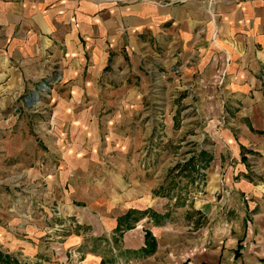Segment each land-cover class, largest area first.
<instances>
[{"label": "crops", "instance_id": "1", "mask_svg": "<svg viewBox=\"0 0 264 264\" xmlns=\"http://www.w3.org/2000/svg\"><path fill=\"white\" fill-rule=\"evenodd\" d=\"M2 79L47 85L67 152L100 134L105 151H137L129 126L172 118L161 105H198L206 121L188 150L199 173L145 176L133 155L67 206L65 229L47 212L5 215L0 244L24 264H264V0H0ZM178 183L184 194L166 188Z\"/></svg>", "mask_w": 264, "mask_h": 264}, {"label": "rangeland", "instance_id": "2", "mask_svg": "<svg viewBox=\"0 0 264 264\" xmlns=\"http://www.w3.org/2000/svg\"><path fill=\"white\" fill-rule=\"evenodd\" d=\"M146 1H155L162 5L178 2V0ZM0 83L2 226H9L8 221L4 219L5 215L19 216L31 221L32 214L35 218V215L47 212L49 227L62 223L65 229L68 223L72 224L71 221H74L67 215V206L85 207L89 192H93L96 187L103 189L107 186L101 183L105 182L106 177L111 174L116 177L125 176L124 168L119 170L113 164L117 160L129 162V156L134 155L133 162L145 176L157 165H165L168 171L166 170V175L162 176H165L166 181L183 179L186 175L181 172V166L193 156V149L188 150L202 140L196 130L204 127L206 121L201 118L198 105L178 102L161 105L163 112L167 109V112L173 115L172 118L169 116L167 119L161 118L156 125L154 121L148 119L132 121L129 129L130 131L133 129L134 133L129 135V140L134 145L138 144L136 147L139 148L135 152L124 154L122 158L120 153L105 151L100 147L105 139L103 134L98 136V145L93 148L94 150L67 152L63 145L58 144L56 135L50 131L53 104L41 98L44 95L42 93L47 91V85L40 83L36 87L26 84L20 89L10 90V86L5 85V79ZM180 92L183 93L182 90ZM156 106L148 103L144 105L146 109L150 108L152 111ZM188 106L190 108H187ZM198 168L196 166L197 173ZM166 188L180 194L185 192L183 183L167 185ZM0 252L24 264L18 256L19 252H11L4 243L0 244Z\"/></svg>", "mask_w": 264, "mask_h": 264}, {"label": "trees", "instance_id": "3", "mask_svg": "<svg viewBox=\"0 0 264 264\" xmlns=\"http://www.w3.org/2000/svg\"><path fill=\"white\" fill-rule=\"evenodd\" d=\"M196 168L194 167L192 163V159L188 158L185 163L182 164L181 166V172L182 173H190L192 171H195ZM118 226H116L117 229ZM147 235V233H145ZM0 264H20L17 262L14 258H12L9 255H3V253L0 252Z\"/></svg>", "mask_w": 264, "mask_h": 264}]
</instances>
